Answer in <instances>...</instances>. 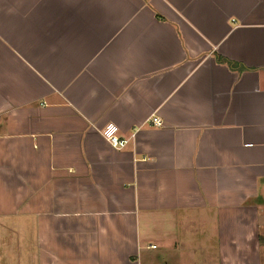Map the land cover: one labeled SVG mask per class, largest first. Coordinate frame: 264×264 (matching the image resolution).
Returning a JSON list of instances; mask_svg holds the SVG:
<instances>
[{"label": "crops", "instance_id": "crops-1", "mask_svg": "<svg viewBox=\"0 0 264 264\" xmlns=\"http://www.w3.org/2000/svg\"><path fill=\"white\" fill-rule=\"evenodd\" d=\"M180 253L264 264V0H0V264Z\"/></svg>", "mask_w": 264, "mask_h": 264}, {"label": "built area", "instance_id": "built-area-1", "mask_svg": "<svg viewBox=\"0 0 264 264\" xmlns=\"http://www.w3.org/2000/svg\"><path fill=\"white\" fill-rule=\"evenodd\" d=\"M149 122L154 125V126H162V121L160 119V117L158 116H151L149 118ZM131 136H133V134H131ZM106 140L108 141V143L114 147V148H121L123 147L126 142H127V139H121L118 135L116 134H109L107 137H106Z\"/></svg>", "mask_w": 264, "mask_h": 264}, {"label": "rangeland", "instance_id": "rangeland-1", "mask_svg": "<svg viewBox=\"0 0 264 264\" xmlns=\"http://www.w3.org/2000/svg\"><path fill=\"white\" fill-rule=\"evenodd\" d=\"M155 235H157V234H155ZM158 235H162V233H159ZM163 235L165 236V233H163ZM155 240H156V243L160 242V240H157V237H155ZM164 256L163 257H164L165 260L164 259L161 260V259L158 258L157 262L155 261V264H170V263L172 264V262L168 263L166 255H164ZM174 256L176 257V260H174V262H176L177 264L178 263L181 264L180 262L182 261L181 257H183V254L180 253L179 255H174ZM154 259L155 258H152V255H150V256L149 255H147V256H143L142 255V264H151L152 260H154Z\"/></svg>", "mask_w": 264, "mask_h": 264}, {"label": "trees", "instance_id": "trees-1", "mask_svg": "<svg viewBox=\"0 0 264 264\" xmlns=\"http://www.w3.org/2000/svg\"><path fill=\"white\" fill-rule=\"evenodd\" d=\"M216 60L220 63L226 64L229 68H231L233 70L242 71L245 69V67L243 65H241L240 63L228 60L227 58L222 57L220 55H216Z\"/></svg>", "mask_w": 264, "mask_h": 264}]
</instances>
